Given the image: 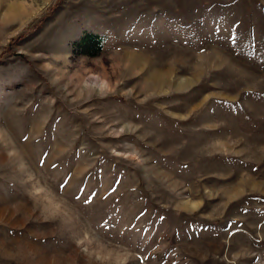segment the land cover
Here are the masks:
<instances>
[{"label": "rangeland", "instance_id": "rangeland-1", "mask_svg": "<svg viewBox=\"0 0 264 264\" xmlns=\"http://www.w3.org/2000/svg\"><path fill=\"white\" fill-rule=\"evenodd\" d=\"M0 264H264V0H0Z\"/></svg>", "mask_w": 264, "mask_h": 264}, {"label": "trees", "instance_id": "trees-1", "mask_svg": "<svg viewBox=\"0 0 264 264\" xmlns=\"http://www.w3.org/2000/svg\"><path fill=\"white\" fill-rule=\"evenodd\" d=\"M100 35L93 32H85L82 36H80L77 44L81 47L82 52L91 53V49L93 52L100 48Z\"/></svg>", "mask_w": 264, "mask_h": 264}]
</instances>
